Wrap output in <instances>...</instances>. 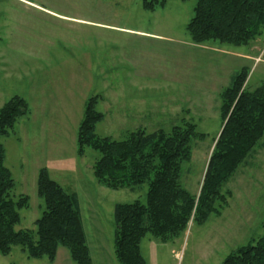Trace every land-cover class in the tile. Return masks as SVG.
I'll use <instances>...</instances> for the list:
<instances>
[{
	"label": "rangeland",
	"instance_id": "1",
	"mask_svg": "<svg viewBox=\"0 0 264 264\" xmlns=\"http://www.w3.org/2000/svg\"><path fill=\"white\" fill-rule=\"evenodd\" d=\"M142 1L0 0V108L15 95L30 108L10 135L0 138L15 192L30 199L17 228L35 229L45 209L37 182L22 188L25 165L32 174L46 167L52 179L78 194L95 264H119L115 206L145 203L147 185L110 189L93 173L100 154L87 149L78 155L77 131L87 98L101 96L100 136L120 140L139 128L169 132L184 122L195 124L204 137L193 142L181 183L198 196L223 127L221 92L244 67L248 89L264 86V30L249 45L195 44L187 24L197 0H170L156 13L145 10ZM127 29L163 37H139ZM223 193L226 202L218 203L219 213L191 221L181 236L163 242L148 235L142 251L149 263L221 264L264 234V135ZM42 261L48 260L29 258L21 246L8 256L0 254V264Z\"/></svg>",
	"mask_w": 264,
	"mask_h": 264
},
{
	"label": "trees",
	"instance_id": "2",
	"mask_svg": "<svg viewBox=\"0 0 264 264\" xmlns=\"http://www.w3.org/2000/svg\"><path fill=\"white\" fill-rule=\"evenodd\" d=\"M170 0H143L145 10L165 8ZM186 1V0H182ZM195 14L187 24L192 42L209 41L233 46L249 45L264 30V0H197ZM264 59V55H263ZM249 70L232 76L220 94L223 127L215 140L201 191L194 195L181 183L183 166L191 159L192 144L204 134L195 124L184 122L169 132L144 128L124 139L100 136L97 125L105 118L97 109L100 95L87 98L77 131V151L100 154L93 165L96 180L114 190H135L147 185V201L115 206V254L119 264H150L142 242L148 236L163 242L184 234L191 221H206L226 202L223 189L246 162L264 135V86H246ZM30 113L27 100L15 95L0 108V138L10 135L17 122ZM16 180L6 165V148L0 141V254L8 256L21 246L31 259L54 263L58 249L68 250L75 264H94L85 231L79 196L51 178L43 167L37 191L44 211L35 229H18L21 211L29 197L16 194ZM221 264H264V234L232 251Z\"/></svg>",
	"mask_w": 264,
	"mask_h": 264
},
{
	"label": "crops",
	"instance_id": "3",
	"mask_svg": "<svg viewBox=\"0 0 264 264\" xmlns=\"http://www.w3.org/2000/svg\"><path fill=\"white\" fill-rule=\"evenodd\" d=\"M156 12H154V13H156ZM127 30L136 32L137 34L140 35L139 37H144V38L149 37V38L156 39V38H159V37H163L162 34L157 33V32H154V33L153 32H146L144 30H139V29H127ZM36 169H37V171L35 172ZM38 170H39V168L36 167L34 169V173L32 174L30 172L29 168L25 165L23 174L21 176V178H22V188L26 189V188L30 187L32 184H36L37 177H38V175H37ZM26 171H27V173H26ZM35 177H36V180H35ZM80 207H81V205H80ZM81 214H82V209H81ZM84 227H85V225H84ZM87 239H88V237H87ZM88 243H89V241H88ZM89 247H90V244H89ZM90 249H91V247H90ZM91 255H92V258H93L92 249H91ZM39 260H41V259H39ZM93 261H94V258H93ZM35 264H75V263L71 259V256H70L68 250L66 248H64V247H60L58 249L57 258H56L54 263H50L48 261H42V262H38V263H35ZM94 264H95V261H94Z\"/></svg>",
	"mask_w": 264,
	"mask_h": 264
}]
</instances>
